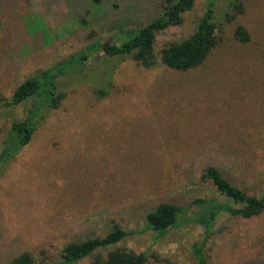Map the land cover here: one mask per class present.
<instances>
[{"label":"rangeland","instance_id":"obj_1","mask_svg":"<svg viewBox=\"0 0 264 264\" xmlns=\"http://www.w3.org/2000/svg\"><path fill=\"white\" fill-rule=\"evenodd\" d=\"M210 1L158 32L155 54L188 38ZM233 1L212 0L219 43L180 70L108 57L98 45L131 39L162 0H0V94L9 99L44 70L41 79L65 93L57 107L0 106V151L14 120L40 115L32 140L0 166V264L24 251L57 264L66 243L104 237L115 224L128 232L118 246L146 253L148 264H197L193 246L205 239L207 264H264V212L224 208L208 238L197 220L212 200L243 206L218 192L208 166L249 194L264 192V0H242L227 20ZM238 26L248 42L235 37ZM162 202L178 207L177 226L146 230Z\"/></svg>","mask_w":264,"mask_h":264},{"label":"trees","instance_id":"obj_2","mask_svg":"<svg viewBox=\"0 0 264 264\" xmlns=\"http://www.w3.org/2000/svg\"><path fill=\"white\" fill-rule=\"evenodd\" d=\"M93 4L101 0H89ZM196 0H162L161 10L148 24L142 26L133 33L131 39L117 44L104 40L100 45L108 57L130 58L144 67H155L159 63L180 70H188L201 65L213 49L219 43L218 25L215 21L212 0L207 9L197 21L194 32L185 40L174 42L156 55L154 42L158 32L171 26L180 25L184 21V15L195 6ZM242 0H235L231 4V10L227 12V20L234 19L243 12ZM235 37L241 42H248L250 34L243 26L236 27ZM48 70L41 71L38 75L31 76L22 82L14 90L12 96L7 99L0 94V106L11 107L33 99L36 106L39 103L49 104V107H57L64 98V92H57L55 83L42 80L46 77ZM54 86V88H53ZM110 88L102 90L104 95L111 91L112 82L109 80ZM57 94V95H55ZM39 114L27 115L22 120H14L3 141L0 151V166L9 162L18 150L28 144L38 128ZM206 178L211 179L220 194L235 203H242V207L233 208L229 205H221L212 200L205 214L197 217L198 223L205 227L207 238L211 234L215 217L224 208L233 216L251 218L264 212V192L261 195L249 194L240 187L229 181L224 173L216 166H208L205 170ZM201 203L203 200H199ZM213 207L212 211L210 209ZM178 207L169 202H162L154 209L147 212L145 217L146 230L164 232L178 224ZM211 218V220L209 219ZM128 232L119 224H115L104 237L96 236L85 240L66 243L61 251L57 264H76L88 259L86 264H148L149 257L144 252H136L125 247L118 246L124 240ZM203 240L194 247V257L197 264H207L204 258ZM205 254V253H204ZM158 260V256H154ZM199 259V260H198ZM6 264H39L36 256L30 251H24L12 258Z\"/></svg>","mask_w":264,"mask_h":264}]
</instances>
